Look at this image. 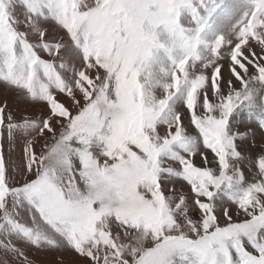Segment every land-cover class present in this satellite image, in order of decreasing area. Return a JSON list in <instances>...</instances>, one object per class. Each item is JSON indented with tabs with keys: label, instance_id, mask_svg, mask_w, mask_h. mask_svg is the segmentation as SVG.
<instances>
[{
	"label": "snow or ice",
	"instance_id": "6c2138e0",
	"mask_svg": "<svg viewBox=\"0 0 264 264\" xmlns=\"http://www.w3.org/2000/svg\"><path fill=\"white\" fill-rule=\"evenodd\" d=\"M0 94V264H264V0H0Z\"/></svg>",
	"mask_w": 264,
	"mask_h": 264
},
{
	"label": "rangeland",
	"instance_id": "374dc122",
	"mask_svg": "<svg viewBox=\"0 0 264 264\" xmlns=\"http://www.w3.org/2000/svg\"><path fill=\"white\" fill-rule=\"evenodd\" d=\"M226 2L232 3V2H235V0H226ZM5 98L8 99L10 106H12L13 108L18 106L16 100L14 99V97L11 94H0V100H3ZM19 106L23 107V105H19ZM21 152H22V149L18 145L17 149H16V152L14 153V159L19 161V158L21 156Z\"/></svg>",
	"mask_w": 264,
	"mask_h": 264
},
{
	"label": "crops",
	"instance_id": "0c3cea01",
	"mask_svg": "<svg viewBox=\"0 0 264 264\" xmlns=\"http://www.w3.org/2000/svg\"><path fill=\"white\" fill-rule=\"evenodd\" d=\"M189 131H192V129L189 128ZM50 258H51V257H46V256L39 255V254H38V256H37V259H38V260H42V261H45V262H47Z\"/></svg>",
	"mask_w": 264,
	"mask_h": 264
}]
</instances>
